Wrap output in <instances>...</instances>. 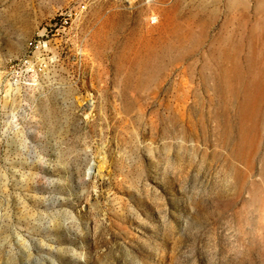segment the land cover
<instances>
[{"label":"rangeland","instance_id":"374dc122","mask_svg":"<svg viewBox=\"0 0 264 264\" xmlns=\"http://www.w3.org/2000/svg\"><path fill=\"white\" fill-rule=\"evenodd\" d=\"M78 1L0 0V264H264V0H97L11 85Z\"/></svg>","mask_w":264,"mask_h":264},{"label":"built area","instance_id":"2783aa9c","mask_svg":"<svg viewBox=\"0 0 264 264\" xmlns=\"http://www.w3.org/2000/svg\"><path fill=\"white\" fill-rule=\"evenodd\" d=\"M97 0H79L56 15L55 23L44 27L27 42L24 54L8 63V81L13 86L31 82L39 75H45L58 65L61 43L72 46L75 33L73 26L82 19L90 6ZM74 46L76 56L82 57L81 48Z\"/></svg>","mask_w":264,"mask_h":264}]
</instances>
